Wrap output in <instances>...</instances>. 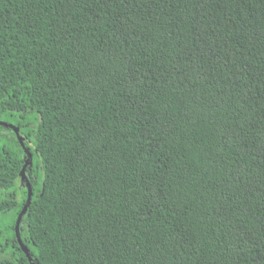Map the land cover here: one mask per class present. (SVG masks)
<instances>
[{"label":"trees","instance_id":"1","mask_svg":"<svg viewBox=\"0 0 264 264\" xmlns=\"http://www.w3.org/2000/svg\"><path fill=\"white\" fill-rule=\"evenodd\" d=\"M0 264H264V0H0Z\"/></svg>","mask_w":264,"mask_h":264},{"label":"water","instance_id":"2","mask_svg":"<svg viewBox=\"0 0 264 264\" xmlns=\"http://www.w3.org/2000/svg\"><path fill=\"white\" fill-rule=\"evenodd\" d=\"M10 127H11L12 129H14L15 133L18 135V130H17L14 126H12V125H10ZM20 140H21V139H20ZM21 177H22L23 180L26 181V183H27V188H28V191H29V197H28V200H27V202H26V204H25V206H24V209H23V211H22V214H24V213L26 212V210H27L29 204H30V200H31V187H30L29 182L26 180V176H25V171H24V169L21 171ZM20 218H21V217H20ZM20 218H19L18 222L16 223V227H15L16 237H17V241H18V243H19L21 249L23 250V252L26 253L27 255H29V254H28V249L24 246V244H23V242H22V240H21V237H20V232H19Z\"/></svg>","mask_w":264,"mask_h":264}]
</instances>
